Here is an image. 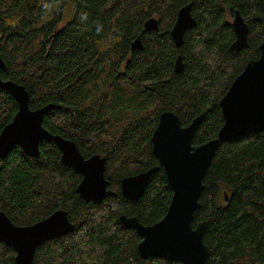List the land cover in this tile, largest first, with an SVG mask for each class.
I'll list each match as a JSON object with an SVG mask.
<instances>
[{"label": "trees", "instance_id": "trees-1", "mask_svg": "<svg viewBox=\"0 0 264 264\" xmlns=\"http://www.w3.org/2000/svg\"><path fill=\"white\" fill-rule=\"evenodd\" d=\"M187 4L196 25L176 48L170 30ZM235 11L248 28V46L237 53L229 49ZM151 17L156 32L143 29ZM138 37L142 48L133 51ZM263 39L264 0H0V79L24 86L31 110L53 105L43 128L85 158L105 157L114 192L86 204L76 192L81 176L61 163L53 142H41L37 158L13 147L0 159V212L25 227L63 210L74 225L39 246L33 264H180L141 259L139 235L119 221L136 217L148 226L164 217L172 190L162 169L136 202L121 196L120 181L158 164L150 138L162 112H174L182 126L203 115L195 146L215 138L219 101L259 57ZM16 111L0 90V132ZM203 183L193 226L207 223L209 264H264V132L220 144ZM14 258L0 243V264Z\"/></svg>", "mask_w": 264, "mask_h": 264}, {"label": "water", "instance_id": "water-1", "mask_svg": "<svg viewBox=\"0 0 264 264\" xmlns=\"http://www.w3.org/2000/svg\"><path fill=\"white\" fill-rule=\"evenodd\" d=\"M195 25L191 4L181 7L170 30L176 48L183 45L184 34ZM231 26L235 39L229 49L237 53L248 46V28L238 11L233 14ZM143 29L156 32L157 19H147ZM141 48L142 42L138 37L131 43V50ZM259 51V57L246 63L219 101L223 123L215 138L195 146L192 140L203 115L182 126L174 112H162L150 138L151 151L158 164L121 179L120 194L132 202L140 199L151 176L159 168L172 190L164 217L152 225H142L136 217L119 216L125 228L139 235L141 240L137 252L141 259L209 264V248L203 240L207 223L198 222L193 226L194 216L201 207L199 199L204 191L203 181L219 145L248 134L264 132V39L259 45ZM3 67L0 58V68ZM182 69V57L178 55L174 71L178 73ZM0 90L8 93L17 104L12 120L0 132V159L6 157L15 146L27 156L37 158L39 144L53 142L61 154V163L81 176L76 192L82 201L97 205L114 195L104 176L105 157L92 155L85 158L72 141L52 135L43 128V118L54 108L53 105L31 110L29 94L24 86L11 81L0 79ZM73 230L74 225L63 210H57L45 219L25 227L14 225L0 212V243L15 252V264H33L34 253L39 246L46 241L66 236Z\"/></svg>", "mask_w": 264, "mask_h": 264}, {"label": "bare ground", "instance_id": "bare-ground-1", "mask_svg": "<svg viewBox=\"0 0 264 264\" xmlns=\"http://www.w3.org/2000/svg\"><path fill=\"white\" fill-rule=\"evenodd\" d=\"M227 198V197H226Z\"/></svg>", "mask_w": 264, "mask_h": 264}]
</instances>
